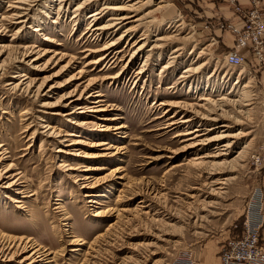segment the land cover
Returning <instances> with one entry per match:
<instances>
[{
    "label": "rangeland",
    "instance_id": "rangeland-1",
    "mask_svg": "<svg viewBox=\"0 0 264 264\" xmlns=\"http://www.w3.org/2000/svg\"><path fill=\"white\" fill-rule=\"evenodd\" d=\"M12 1L0 0V15L7 17L6 21L0 16V45L6 46L0 47V152L4 159L0 171L11 166L7 175L20 173L24 193L15 194L0 184V239L33 237L53 259L40 264L216 260L221 242L239 231L261 184L251 160L264 145V67L250 61L239 67L225 62L230 47L222 43L223 34H233L221 25L232 21L209 17L199 5L202 0H132V17L123 27L90 35L85 32L92 11L104 3L123 5L127 0H67L65 4L50 0L45 2L50 5L48 11L35 10V0H27L18 4L26 7L19 9L24 16L18 19H26L19 24L10 18ZM110 13L104 11L97 23H104ZM38 24L39 31H33ZM130 26L134 32L127 44L119 37ZM143 32L147 33L144 51L131 61L128 53L122 56ZM44 35L54 43L46 44ZM159 37L163 40L157 41ZM111 41L116 42L113 53L124 51L118 53L121 60L110 70L104 62L87 65L103 54L89 49H100ZM157 44L161 47L155 48ZM175 48L181 49L173 53ZM23 59L24 64L18 62ZM166 62L168 68L160 72ZM199 65L189 75L183 74L186 67ZM119 71L118 81L107 78ZM22 73L29 77L21 87L9 89L7 82H17L13 76ZM72 75L76 79L70 80ZM45 79L54 93L38 100L35 90ZM86 86L103 95L101 106L106 110L90 112L92 104L87 103L86 114L64 115L72 110L62 106L64 97L83 91L85 98ZM202 97L212 100L211 116L222 117L215 126L229 124L208 136L242 133L219 140V144L231 142L225 156L203 160L209 165L221 162L220 166L192 164V159L210 153L218 141L182 150L188 142L179 134L214 124H203L206 112L198 106L205 104L199 100ZM43 103L56 106L46 109ZM185 119L190 121L181 123ZM81 121L87 123L80 127ZM74 140L81 142L65 146ZM60 149L64 152H57ZM84 153L104 156L92 159L83 157ZM86 166L94 169L83 171ZM85 175L97 196H84ZM9 197L21 200L25 211ZM73 239L79 243L69 245ZM22 257L11 262L1 258L0 264H24L19 262Z\"/></svg>",
    "mask_w": 264,
    "mask_h": 264
},
{
    "label": "bare ground",
    "instance_id": "bare-ground-1",
    "mask_svg": "<svg viewBox=\"0 0 264 264\" xmlns=\"http://www.w3.org/2000/svg\"><path fill=\"white\" fill-rule=\"evenodd\" d=\"M47 1L50 2V0H44V2L41 1V0H35V10H38L39 7L46 8L47 11L50 10V5L49 4L46 5ZM66 1L67 0H59V4L61 2H63V4H65ZM86 1L92 2V1H96V0H85L84 2H86ZM131 1L132 0H127L126 1V4H123V5L116 4V3L115 4L104 3L103 5H101L100 8L95 9L94 11H92L87 16L88 18H91V20H89L90 23L86 27L88 30L85 32V34L86 33H90V35H91V34H93L95 32H97V34H105V33L107 34V32L113 33L115 30H118L120 27H123L125 25V23L128 21V19H130L132 17V15H129V13H130L129 11H130L131 7L133 6V5L130 4ZM18 4H27V0H14V1H12V3H10L8 5L9 6L8 11L10 13V18L12 20H15L14 21L15 22L14 24H19V23H22V22H26V19H18V18H21V17L24 16V14L22 12H19V9H23L24 10L26 7H24L22 5H18ZM80 7H82V3L77 6V8H80ZM104 11L107 12V13L111 12L110 13V16H109V18L106 21H104V23L98 24L97 22L102 18L101 15H102V13ZM0 16H2L1 17L2 20H6L7 21V17L6 16H4V15H0ZM1 19H0V21H1ZM136 20H138V19H136ZM136 20H133V21H136ZM0 27H2V25H0ZM20 27H22V26H20ZM39 27H40V24L36 25L32 30L35 31V32H38L39 31ZM123 31L124 32L120 35L119 39L120 38L126 39L127 40V44H129L130 41L128 42V39L133 34L134 28L132 26H130V27L125 28ZM146 38H147V33L146 32H143L141 34V38L139 40L137 39L138 41L135 40V41H133L131 43V45H130V48H131L130 51H129V48H127L128 46H126L125 52L123 50H116L115 53H113L114 52L113 50L115 49L114 46L116 44V42H113V41L107 42L100 49H91V50L89 49L90 52L103 51V54L102 55L100 54L96 59L89 61L87 63V65L99 64V63L104 62V64L106 65L105 68L107 67V65H109L106 70H110L114 66L113 64L116 63V60L120 61L121 58H122L121 57V58L118 59V53L120 54V53L124 52L122 54V56H125V54L128 53L129 60H130V58L133 59V57L135 55H138L141 52H143L144 51V48L146 46V42H145L146 41ZM42 40L44 42H46V44L54 43V41L50 37H48L47 35H44L42 37ZM161 40H163L162 37H159L157 39V41H161ZM141 41H143V42H141ZM137 44H138V46L134 50H132ZM0 47L4 48L6 46L5 45H0ZM36 47H38V46H35V48ZM160 47H161L160 44H157L155 46V48H160ZM44 49H45L44 52H49L50 51V50H47L46 48H44ZM180 49L181 48H175L172 52L175 53V52L179 51ZM56 53H58V52H56ZM29 56H30V53L27 54L25 56V58H27ZM84 57H86V56H84ZM38 58L39 57L34 58L33 61L35 60V62H37ZM148 58H149V54L146 56V58L144 60L143 66L147 62ZM24 59L22 61H18V62H22L23 63ZM170 59H171V57L169 58V60ZM168 64H169V62H166L165 64H163V66L160 68V72H163V69L168 68ZM201 66L202 65H199L196 68H189V67L187 68L186 67L184 69V71H183V74H188L189 75V73L196 71ZM37 69H38V67L36 68V70ZM141 69L137 72L138 74H140L142 72ZM78 72H82V71L81 70H78ZM120 72L121 71L117 72L115 75H112V76L110 75L107 78L112 79V81H118L121 78V76H122V73L119 74ZM184 76H182V78H185ZM28 77H29V75L27 76L26 73L14 75L13 78L18 79V81L17 82L9 81V82H7L6 85L8 86L9 89H14L16 87L17 88L18 87H21V85L23 84V81H25ZM79 77L80 76H78L77 78H79ZM186 78H187V76H186ZM74 79H76V76L72 75L71 78H70V80H74ZM90 85H88V86H90ZM88 86H86V88L84 89V91H85L84 94H86V97L85 98L82 95L83 94V91H82L77 96L75 94H73V92L72 93H68V95H66L64 97V100L62 99L63 100V102H62L63 105L62 106L63 107L64 106L65 107H69V108L72 109L70 112H66V114H64V115L77 116V115H80V114H86L85 112L87 111V108H88L87 103L88 104H92L90 106V109H89L90 112H100V111L102 112V111L106 110L105 107L101 106V105H104L103 103L105 102L104 99L102 98L103 95L101 93H99V91H96V92L94 91L93 92L92 91L93 88L92 89L90 87L88 88ZM29 87H30V83L27 85V88H29ZM53 91H54V87H52V86L48 87L47 82H46V79H45L44 81H42L36 87V90H35V98H37V99L38 98H48L50 96V94L54 93ZM246 93H245V95H246ZM199 100L200 101L201 100L202 101H205V104L204 105H198L199 107H203L204 108V111L206 112V113L203 114V117H201L202 120H205V123H203V124H206L208 122L209 123H214V124L209 125L206 128H195L193 130H186V132H183V133H181L179 135L186 136L185 138H183V141H187L188 144L182 147V150H186V151H188V150H190L192 148L194 149L196 146H199V147H200V145L201 146H204V145L207 146L211 142L218 141V143H215L213 145L212 151L210 153H207L206 155L201 156V157H198L196 159H192L193 160V162H192L193 165H196V166H202V165H204L205 166L208 163L203 162L204 158H218V157H221V156H225L227 154V151L230 148L231 142L229 140H226V141L224 140V141H222L221 144H219L220 143L219 140L227 139V138H236L238 135H240L242 133L241 132H238V133H235V134L228 135L226 133H223L224 131L223 132L221 131L222 133L219 134V135L212 136V137L208 136L209 132L215 130L216 128H223V127L228 128L229 127V124L222 123L220 126H217L216 127L215 126V123L219 122L222 117L221 116L220 117L211 116V115H213V112H211L212 110H210L208 107H210L211 104H213L212 103V100L210 98H206V97H202ZM84 103H86V104H84ZM178 103H179V101H178ZM160 104H165V102L164 103L161 102ZM172 104L178 105L177 102L172 103ZM172 104H170V105L171 106H174ZM41 106L43 108H46L47 109V108L55 107L56 105L55 106H50L48 103H43ZM191 108L193 109V107H191ZM59 111H60V109H59ZM167 111L168 110H166V111L164 110V114H166ZM25 112H27V111H25ZM3 113H6V112H3ZM53 113L54 114H58L57 112H53ZM162 116H164V115H162ZM190 120H192V119L190 118ZM190 120L189 119L188 120L185 119L181 123L189 122ZM86 123L87 122H85V121H81V122H78L77 125L81 127V126L85 125ZM169 123L172 126L174 125L173 122H169ZM30 126H32V125H30ZM48 128H51V127H48ZM118 128H120V127H118ZM24 132H26V131H24ZM53 132H55V131H53ZM50 134H48V136H50ZM30 138H32V136ZM80 142H81L80 140H74L70 144L68 143L69 145H65V146H70L71 147V146H74L76 144L79 145ZM104 144L105 143H103V145ZM2 146L3 145L0 144V148L1 149H2ZM96 146H98V144ZM57 152H64V151L60 149ZM76 154H78V153H76ZM2 155H3V153L0 152V157ZM82 156L93 159V158H100L101 156H104V155H99V153L98 154H94V155L93 154L92 155H89L87 153H84V154H82ZM2 160H4V159L1 157L0 163L2 162ZM219 164L221 165V162H218V163H216V162L213 163L212 162L211 165H209V164L208 165L213 167V166H216V165H219ZM11 168H13V167L9 166L5 170L0 171V184L7 191H11V192H13L15 194H22V193H24L21 190L22 187H23L22 184H21V183H23L22 176H19L20 173H16L15 175L14 174L13 175L12 174L11 175H7V173L10 172ZM71 168L72 167H69L67 170H71ZM90 169H94V167L86 166V168H84L83 171L88 172V171H90ZM95 169H96V167H95ZM75 170H78V169L75 168ZM208 174L211 175L212 173L208 172ZM81 176H84V174H82ZM88 178L89 177H86V175H85V178H82L84 181H83V183H81V188L84 189V196L85 197H89V198H91L92 196L95 197V196H97V194L94 193V190L93 189H91V187L93 185L91 183H89V182L86 181V180H88ZM10 179H12V180L11 181H8ZM5 181H6V183H5ZM3 184H5V185H3ZM215 184H222V183H218L216 181ZM16 197H17V195H16ZM16 197H14V198H10L9 197L8 199L11 202H20V203H17V205H18L17 207L25 211L26 206L24 205V203L22 204V201L21 200L15 199ZM22 197H24V196H22ZM87 202L96 203L97 201L94 200V199H88ZM55 208H59V206H56ZM98 214H100V213L97 212L95 215H98ZM32 238L26 237V236L12 237V236L5 235L3 239H0V259L1 258H4V260H7L8 259V262H11L12 260L19 259V258H21L23 256L22 259L19 262L20 263H24V264H40L41 262L52 261L53 259H50V258H52V257H50L51 252H47L48 250L45 249L44 246L40 245L37 241H35ZM78 243H79L78 242V239H73V240L69 241L68 244L69 245H72V244L75 245V244H78Z\"/></svg>",
    "mask_w": 264,
    "mask_h": 264
},
{
    "label": "built area",
    "instance_id": "built-area-1",
    "mask_svg": "<svg viewBox=\"0 0 264 264\" xmlns=\"http://www.w3.org/2000/svg\"><path fill=\"white\" fill-rule=\"evenodd\" d=\"M227 3L236 15V22L222 24L234 36L233 46L225 54L227 64L243 66L247 49L254 66L264 67V13L256 1L250 8L241 6L237 0H220ZM255 171L264 176V145L261 151L252 156ZM264 190L260 184L248 204L239 231L221 242L217 252L218 264H264V247L261 244L260 230L264 223ZM185 264H195L186 262Z\"/></svg>",
    "mask_w": 264,
    "mask_h": 264
},
{
    "label": "crops",
    "instance_id": "crops-1",
    "mask_svg": "<svg viewBox=\"0 0 264 264\" xmlns=\"http://www.w3.org/2000/svg\"><path fill=\"white\" fill-rule=\"evenodd\" d=\"M238 3L245 7V8H250L253 5V2L256 1L257 7L264 13V0H237ZM201 5L200 7L206 11V13L209 15V17H214V18H222L225 20H229L232 22H236L237 17L233 13L231 7L220 0H202V2L199 4ZM234 42V36L231 34H223V44L226 45L227 47H232ZM242 53L245 56V62L251 61V56L248 52L247 49H243ZM261 181V186L264 190V176L260 177ZM263 215H264V203H263ZM260 239H261V244L264 247V223L263 226L260 230ZM219 263V258L218 254L216 256V260L210 261L208 263H203L201 261L195 262V264H218Z\"/></svg>",
    "mask_w": 264,
    "mask_h": 264
}]
</instances>
